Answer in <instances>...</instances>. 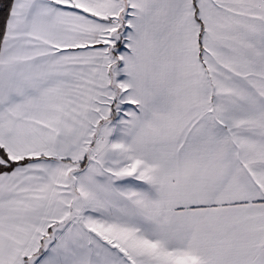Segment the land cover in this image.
<instances>
[{"label": "snow or ice", "instance_id": "1", "mask_svg": "<svg viewBox=\"0 0 264 264\" xmlns=\"http://www.w3.org/2000/svg\"><path fill=\"white\" fill-rule=\"evenodd\" d=\"M0 264H264V0H0Z\"/></svg>", "mask_w": 264, "mask_h": 264}]
</instances>
